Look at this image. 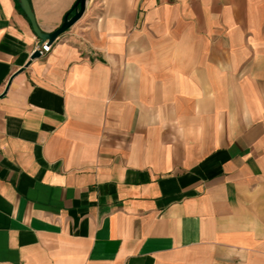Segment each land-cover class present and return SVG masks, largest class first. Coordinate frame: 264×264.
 I'll return each instance as SVG.
<instances>
[{
    "label": "crops",
    "instance_id": "crops-1",
    "mask_svg": "<svg viewBox=\"0 0 264 264\" xmlns=\"http://www.w3.org/2000/svg\"><path fill=\"white\" fill-rule=\"evenodd\" d=\"M35 44L0 0V264H264V0H85Z\"/></svg>",
    "mask_w": 264,
    "mask_h": 264
},
{
    "label": "water",
    "instance_id": "water-1",
    "mask_svg": "<svg viewBox=\"0 0 264 264\" xmlns=\"http://www.w3.org/2000/svg\"><path fill=\"white\" fill-rule=\"evenodd\" d=\"M84 1L85 0H76L71 9L72 15L69 17L65 15L61 21L60 26L55 30L51 31L50 33H41L37 29L33 17L29 11V7L26 0H18V3L20 4L26 18L28 19L31 30L35 35V37L37 38L38 44L40 45L43 42H46L47 44L52 43L56 37H58L60 34H62L65 30H67L71 26L81 15L84 7ZM37 57H39L38 51H33L29 56V59L31 60ZM8 83L9 80L7 81L3 91L0 93V96L5 92Z\"/></svg>",
    "mask_w": 264,
    "mask_h": 264
},
{
    "label": "built area",
    "instance_id": "built-area-1",
    "mask_svg": "<svg viewBox=\"0 0 264 264\" xmlns=\"http://www.w3.org/2000/svg\"><path fill=\"white\" fill-rule=\"evenodd\" d=\"M50 50V44H47L46 42L41 43L40 45H34L33 51H38L39 56H42L46 53H48Z\"/></svg>",
    "mask_w": 264,
    "mask_h": 264
}]
</instances>
